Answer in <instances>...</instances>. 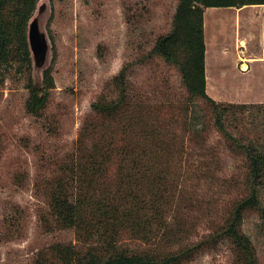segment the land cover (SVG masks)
Here are the masks:
<instances>
[{"label": "rangeland", "instance_id": "obj_1", "mask_svg": "<svg viewBox=\"0 0 264 264\" xmlns=\"http://www.w3.org/2000/svg\"><path fill=\"white\" fill-rule=\"evenodd\" d=\"M178 2H39L30 22L38 20L47 36V61L37 66L32 57L30 75L12 69L0 80V264H30L50 245L76 243L73 229L49 231L54 227L49 206L34 186L57 174L56 163L73 151L82 125L92 116V104L100 96H116L114 79L121 71H126L129 86L153 110L161 106L154 117H160L168 137H184L178 108L188 94L180 71L152 54L157 39L172 31ZM258 8L205 10L207 93L219 104L264 109V64H255L253 71L243 66L258 56L262 46L264 10ZM47 70L52 71L55 88L39 119L26 110V85L31 78L34 85L42 86ZM197 105L209 125L204 134L208 145L186 149L182 172L196 204L184 208L182 215L188 227L205 235L209 221L223 215L225 207L244 191L245 163L227 150L206 104L200 100ZM253 115L257 117L255 133L264 143V110L255 108ZM241 130L246 133L245 127ZM261 202L264 205V191ZM244 231L254 242L259 263L264 264V219L248 213ZM187 264H234V258L230 246L221 242L199 251Z\"/></svg>", "mask_w": 264, "mask_h": 264}, {"label": "trees", "instance_id": "obj_2", "mask_svg": "<svg viewBox=\"0 0 264 264\" xmlns=\"http://www.w3.org/2000/svg\"><path fill=\"white\" fill-rule=\"evenodd\" d=\"M40 1L0 0V80L12 69L30 75L28 30ZM247 6H264V0H179L172 31L157 39L152 54L180 71L188 94L178 108L184 137H168L160 117H154L161 106L153 110L121 71L114 79L116 96H100L92 104L73 151L56 163L57 174L34 186L48 203L55 227L49 231L73 229L76 243L50 245L30 264H187L221 242L230 246L234 264H260L244 223L250 212L264 219V143L253 115L255 108L264 109L219 104L209 97L206 80L205 10ZM26 88L27 112L43 118L55 88L52 71H45L42 86L30 78ZM200 100L227 150L245 163L244 191L209 221L205 235L188 227L182 215L196 204L182 172L186 149L208 145Z\"/></svg>", "mask_w": 264, "mask_h": 264}, {"label": "water", "instance_id": "obj_3", "mask_svg": "<svg viewBox=\"0 0 264 264\" xmlns=\"http://www.w3.org/2000/svg\"><path fill=\"white\" fill-rule=\"evenodd\" d=\"M28 41L34 62L37 66H43L47 61L50 46L47 36L41 31L36 19L29 24Z\"/></svg>", "mask_w": 264, "mask_h": 264}, {"label": "crops", "instance_id": "obj_4", "mask_svg": "<svg viewBox=\"0 0 264 264\" xmlns=\"http://www.w3.org/2000/svg\"><path fill=\"white\" fill-rule=\"evenodd\" d=\"M259 8L258 9H262L264 10V6H258ZM241 10V9H240ZM206 21V20H205ZM261 48H260V52L259 54L257 53L258 56H256L255 58H250L248 59L247 63L246 64H243L244 65H247L248 67V71H253L252 70V67L257 64V63H261V64H264V30L262 31V37H261ZM207 63V62H206ZM239 63V62H238ZM207 65V64H206ZM243 69V68H242ZM206 71H207V68H206ZM243 71H245L243 69ZM247 71V70H246ZM264 86V85H262Z\"/></svg>", "mask_w": 264, "mask_h": 264}]
</instances>
